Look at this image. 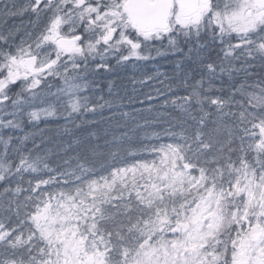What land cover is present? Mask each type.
I'll use <instances>...</instances> for the list:
<instances>
[{
	"label": "snow or ice",
	"instance_id": "snow-or-ice-1",
	"mask_svg": "<svg viewBox=\"0 0 264 264\" xmlns=\"http://www.w3.org/2000/svg\"><path fill=\"white\" fill-rule=\"evenodd\" d=\"M0 264H264V0H0Z\"/></svg>",
	"mask_w": 264,
	"mask_h": 264
},
{
	"label": "trees",
	"instance_id": "trees-1",
	"mask_svg": "<svg viewBox=\"0 0 264 264\" xmlns=\"http://www.w3.org/2000/svg\"><path fill=\"white\" fill-rule=\"evenodd\" d=\"M28 20V17L25 16L23 18V22L26 24ZM16 24H20L22 21L20 19H17L14 21ZM111 63L113 64V69L111 71H107L105 69H99L98 71H94L92 74V79L96 82L95 88L96 90L94 91V93H92L91 95H93L94 99H98L100 96H104L105 99H107V93L109 90V83H114L116 85V90L117 91H121V94H124V88L126 87L127 92L131 93L132 91V85L129 83L130 78L135 74L137 76V79L140 78V76L146 72V71H150L152 72V74H155V69L158 67L160 73H165L168 76H171L173 74V62L171 60H160L158 64L153 65V64H147L144 65L143 62H129L127 63L126 66L121 65L120 67H115V60H112ZM94 67V66H93ZM163 79V77H161ZM159 86V85H156ZM137 87V92L138 94L141 95V98H143V94L147 93L148 91H150L149 87H145L143 89L140 88L139 85L136 86ZM102 102V101H101ZM148 106L147 102H145L144 105H140V104H134L132 107H135L137 109H141L144 108L146 109ZM159 105H154V107H158ZM125 111H130L131 108H125ZM107 115V113H105ZM146 116L148 115L147 112L144 113ZM88 119L91 120H99V117H93L91 114L88 115ZM139 119V118H138ZM63 121H59V122H50L47 125V128L49 129V136L52 137H56L57 140L59 139V137L57 136V129L58 128H62L63 125ZM140 125L142 126L141 129H136L134 133H130L131 136V140L134 144H139L140 141L144 140L145 137V132H151L153 130L155 131H160L161 128L160 126L155 127V129L153 128H147L145 129L144 126V121L142 119L139 120ZM161 125L166 126L164 121L160 122ZM101 127H106V125H104L103 123H101L100 125ZM41 128H44L45 125L41 124L40 125ZM133 127L135 128V126L133 125ZM90 128V125H84V129H88ZM32 129L29 127H25L24 131L28 132L31 131ZM76 131V136L77 137H83L85 135H87V131L85 130H75ZM23 133L17 132L16 135H22ZM65 141L68 139V137L64 138ZM147 142V141H145ZM152 142H156V141H152ZM160 142H167V137H162ZM127 159L129 161H131L132 157L129 156L127 157Z\"/></svg>",
	"mask_w": 264,
	"mask_h": 264
}]
</instances>
